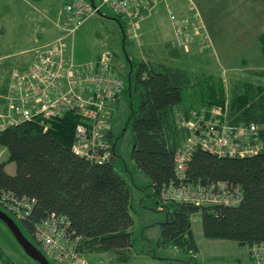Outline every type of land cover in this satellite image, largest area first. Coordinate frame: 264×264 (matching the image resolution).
Instances as JSON below:
<instances>
[{
	"label": "trees",
	"instance_id": "obj_1",
	"mask_svg": "<svg viewBox=\"0 0 264 264\" xmlns=\"http://www.w3.org/2000/svg\"><path fill=\"white\" fill-rule=\"evenodd\" d=\"M112 18L120 23L123 31L122 16L112 15ZM259 41L264 56V33ZM167 46L172 59L188 57L184 49L172 43ZM199 51L197 58L207 51L208 59L209 50ZM127 58L131 66L128 83L123 82L114 103L119 98L127 101V123L121 134L127 128L130 130L131 160L150 179L158 205L164 204L160 209L165 212V218L159 223L157 245L174 246L182 252L196 254L198 246L191 230L196 216L206 239L231 240L245 248L264 242V84L235 78L227 87L221 73L196 74L173 64L152 66L144 61L135 64ZM15 61L11 58L4 63L8 73L17 66L26 69L30 63L25 57ZM247 72L264 79V69ZM9 84L8 80L0 92L6 95ZM5 103L1 98L0 106ZM213 106L227 113L231 125L257 124V138L262 148L249 157H222L196 147L189 153L180 179L175 160L189 137L184 120L189 119L192 110ZM45 122L49 126L46 130L37 120L0 128V147L8 153L6 159H0V190L32 202L31 212L24 219L12 215L32 237L35 224L50 214L66 216L70 220V237L80 238L78 248L87 258L88 253L110 252L116 260L128 262L133 248L130 231L133 179L125 163L118 162L112 126L107 134L114 148L112 159L100 163L89 162L72 152L73 135L79 122L77 115L65 113ZM10 163H14V174L5 170ZM217 182L240 188V203L205 207L161 198L163 190L171 184L193 187ZM0 264L15 263L0 251Z\"/></svg>",
	"mask_w": 264,
	"mask_h": 264
},
{
	"label": "built area",
	"instance_id": "obj_2",
	"mask_svg": "<svg viewBox=\"0 0 264 264\" xmlns=\"http://www.w3.org/2000/svg\"><path fill=\"white\" fill-rule=\"evenodd\" d=\"M156 3H163L167 9L173 29L172 46L185 52L194 47L203 48L207 33L190 0H99V3L67 0L55 22L62 36L34 48L28 67L22 71L13 69L7 94L0 92V99L6 100L3 112L0 111V128L37 120L46 130L49 126L45 120L73 113L79 117V122L73 135L72 152L89 162L110 161L114 148L107 135L108 121L115 96L123 89V78L118 75L108 53L86 64H77L67 41H72L74 32L86 17L100 13L103 7L130 21L132 30H137V21L143 20L144 13L148 14ZM226 115L221 107L213 106L192 110L189 119L184 120L189 137L175 160L180 179L184 176L189 153L196 147L222 157H249L260 152L258 125L253 122L231 125ZM161 198L205 207L235 206L242 199L240 188L222 182L193 187L171 184L163 190ZM28 200L0 190V205L17 218L24 219L30 214L32 202ZM69 226L66 216L50 214L35 224L33 240L51 264H91L84 251L78 248L80 238L70 237ZM247 253L252 264H264V242L254 243L247 248Z\"/></svg>",
	"mask_w": 264,
	"mask_h": 264
},
{
	"label": "rangeland",
	"instance_id": "obj_3",
	"mask_svg": "<svg viewBox=\"0 0 264 264\" xmlns=\"http://www.w3.org/2000/svg\"><path fill=\"white\" fill-rule=\"evenodd\" d=\"M62 1L0 0V64L11 58L16 61L24 57L31 58L33 49L27 50V52L25 50L36 45L39 40L42 41L46 33H49L53 24L50 19L59 18L62 13ZM95 1L99 3V0ZM112 15L110 9L103 7L100 13L96 12L94 15L86 17L83 24L73 35L72 42L68 40L73 45L72 54L77 64H86L97 60L101 54L108 53L112 64L116 67L118 75L123 78L125 85L128 83L127 73L131 68L127 57L135 64L140 61H147L152 66L173 64L181 67L186 72L190 71L196 74H200L201 71L206 75L221 73L215 63L209 61V58L207 59V51L203 53V57L199 56L197 58V55L200 54L198 53L200 52L199 47L189 50L188 57L185 59L168 58L164 43L169 42V40L172 42L173 29L163 3L154 4L148 15L143 17L144 19L150 15L151 26L161 35L163 43L148 44L147 38L141 35V29H139L141 31L138 29L133 31L130 21L127 22V20L121 18L124 26L123 31H125L123 32L120 23L114 20ZM141 21L142 19L137 21L138 25ZM131 22L133 21L131 20ZM147 23L148 21L145 24ZM203 28L207 33V40L202 46L208 50V47L210 48L212 45V40L204 24ZM195 44L200 45V43ZM10 52L13 54H10ZM16 70L19 71V69ZM234 72L236 74L232 75ZM234 72L221 73L225 78L224 83L227 87L231 86L230 81L235 78L248 79L253 82L258 80L264 84V79L255 78L246 72ZM11 73L12 71L3 77L6 78ZM0 76L2 75L0 74ZM117 101H119L118 105H116ZM117 101L111 105L115 106L114 112L109 116L108 126L109 128L112 126L118 162L125 163L132 174L133 180L132 183L130 182V186L133 190V210L130 213L133 218V226L130 231L133 248H131L128 256V262L116 260L115 255L110 252L88 253L91 264H252L244 246L241 247L231 240L204 238L198 216L192 221L191 228L195 243L198 246L196 254L182 252L174 246L157 245L159 223L165 218V212L160 209L164 208V204L161 202L162 205H158L155 198H153L150 179L146 178L131 160L132 134H130L128 128L123 132V135L121 134L127 123V101L124 98H119ZM5 106H0V111L3 112ZM7 155L8 153L0 147V159H6ZM5 170L9 174H14V163L8 164ZM121 174L125 176L126 173L122 170ZM0 209H3L15 220L26 238L36 246L37 244L32 235L22 223L10 212H7L2 205H0ZM0 251L15 264H38L22 250L11 231L2 221H0Z\"/></svg>",
	"mask_w": 264,
	"mask_h": 264
},
{
	"label": "crops",
	"instance_id": "obj_4",
	"mask_svg": "<svg viewBox=\"0 0 264 264\" xmlns=\"http://www.w3.org/2000/svg\"><path fill=\"white\" fill-rule=\"evenodd\" d=\"M66 1L67 0H63L62 5ZM94 1L95 0H91V2ZM190 1L196 6L199 17H201L205 28H207L209 37L212 40V45L210 48L208 47L209 61L214 62L222 74L234 71L248 73L247 70L264 69V57L261 53L259 41V36L264 33V0ZM149 17L150 15L141 21L138 30H142L141 35L147 38L146 41L148 44H158L162 42L161 35L151 26ZM57 19L58 17L56 19H50L53 24L49 33H46L42 41L39 40L36 45L26 49V52L27 50L39 47L41 44L50 43V41L62 36L59 29L56 27L55 22ZM50 21L47 23L49 24ZM146 21H148L147 24H145ZM169 42L171 43L170 40ZM169 42H165L164 47L166 48L165 52L168 58L171 59L172 52L167 46ZM67 45H69V48H73V45H71L69 41H67ZM10 54L13 53L10 52ZM31 59L32 56L27 59L28 63ZM17 61H20V59ZM4 66V63L0 64V74L2 75V79L0 80L1 89L4 87V84H7L9 79L3 76L10 73L7 72L9 70ZM13 69L22 71L24 68L17 66L10 70ZM234 74L236 73L234 72L232 75Z\"/></svg>",
	"mask_w": 264,
	"mask_h": 264
},
{
	"label": "water",
	"instance_id": "obj_5",
	"mask_svg": "<svg viewBox=\"0 0 264 264\" xmlns=\"http://www.w3.org/2000/svg\"><path fill=\"white\" fill-rule=\"evenodd\" d=\"M0 221H2L7 228L11 231L15 240L19 243L22 250L26 252V254L38 264H51L45 258L42 251H40L35 244H33L30 240L26 238V236L22 233V230L19 228L18 224L15 222L13 218H11L3 209H0Z\"/></svg>",
	"mask_w": 264,
	"mask_h": 264
}]
</instances>
